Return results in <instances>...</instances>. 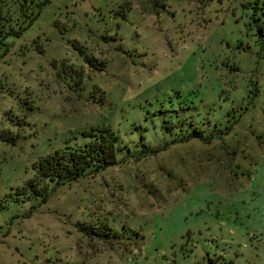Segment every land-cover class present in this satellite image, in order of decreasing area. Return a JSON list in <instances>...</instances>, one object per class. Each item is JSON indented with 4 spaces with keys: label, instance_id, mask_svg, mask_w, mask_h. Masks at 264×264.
<instances>
[{
    "label": "rangeland",
    "instance_id": "rangeland-1",
    "mask_svg": "<svg viewBox=\"0 0 264 264\" xmlns=\"http://www.w3.org/2000/svg\"><path fill=\"white\" fill-rule=\"evenodd\" d=\"M245 2L0 0V264H264V34ZM107 127L113 162L22 191Z\"/></svg>",
    "mask_w": 264,
    "mask_h": 264
},
{
    "label": "trees",
    "instance_id": "trees-1",
    "mask_svg": "<svg viewBox=\"0 0 264 264\" xmlns=\"http://www.w3.org/2000/svg\"><path fill=\"white\" fill-rule=\"evenodd\" d=\"M247 4L254 10L250 24L256 26V38L259 40L264 34V0H246L243 5ZM255 22L258 24L255 25ZM94 130L91 128L87 134L85 133L91 138L83 144L67 145L45 157H40L34 164L33 176L22 185V191L46 194L51 186L75 180L77 177L103 169L113 162L117 134L109 127ZM104 229L108 228L104 227Z\"/></svg>",
    "mask_w": 264,
    "mask_h": 264
}]
</instances>
